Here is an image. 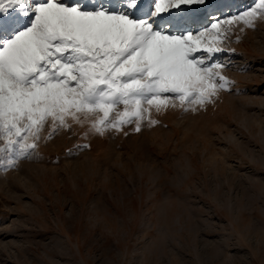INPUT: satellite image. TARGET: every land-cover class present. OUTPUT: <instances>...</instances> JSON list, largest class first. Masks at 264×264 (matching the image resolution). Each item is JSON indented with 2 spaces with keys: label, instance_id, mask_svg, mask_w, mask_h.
<instances>
[{
  "label": "rangeland",
  "instance_id": "1",
  "mask_svg": "<svg viewBox=\"0 0 264 264\" xmlns=\"http://www.w3.org/2000/svg\"><path fill=\"white\" fill-rule=\"evenodd\" d=\"M221 1L230 0L194 6L197 18L169 13L185 22L177 29L200 31ZM258 2H229L223 17ZM8 34L0 27V38ZM222 47L214 59L232 83L213 103L153 109L157 123L139 132L130 124L99 135L70 121L55 134L46 127L15 166L5 154L0 264H264V15L232 26Z\"/></svg>",
  "mask_w": 264,
  "mask_h": 264
},
{
  "label": "snow or ice",
  "instance_id": "2",
  "mask_svg": "<svg viewBox=\"0 0 264 264\" xmlns=\"http://www.w3.org/2000/svg\"><path fill=\"white\" fill-rule=\"evenodd\" d=\"M142 3L90 8L79 0H0V27L9 31L0 38V159L8 154V167L33 154L46 127L55 134L71 129L70 121L89 123L103 135L135 124L139 132L145 120L157 123L153 109L213 103L232 83L214 59L231 27H252L264 15L259 0L203 30L173 34L154 18L178 10L183 19L186 9L211 0H151L150 11L134 16Z\"/></svg>",
  "mask_w": 264,
  "mask_h": 264
},
{
  "label": "bare ground",
  "instance_id": "3",
  "mask_svg": "<svg viewBox=\"0 0 264 264\" xmlns=\"http://www.w3.org/2000/svg\"><path fill=\"white\" fill-rule=\"evenodd\" d=\"M145 1H146V4H144V6L147 5V4H149L148 2L150 0H144V2ZM74 2L72 0H69V3H74ZM229 2H238V0H230V1H223V2L221 1V3L218 5L217 9L215 8L216 10L211 14L212 20H216L217 18H223V16L226 14V12L228 10H230V9H231L230 12L233 11L234 8H231V6L228 4ZM84 5H86L87 7H92L91 4L89 5L87 3H84ZM235 7H236V5H235ZM196 14H197V11H192L190 17L191 18H194V17L197 18V15ZM203 15H206L207 16L205 10L203 11ZM207 20H209V18ZM167 21H170L171 24H173V26H175V27H173V26L170 27L169 25H167V23H166ZM196 21H197V23H200V22L202 23V17H200ZM183 22H184L183 20H178L174 15L168 13L164 17H161L160 20H158V22L156 23V25L157 26H166L167 25L171 29V31H182V30H179L177 28L180 27V25H182V26L185 25V22L184 23ZM178 24H179V26H178ZM197 25H199V24H196V26ZM7 33H9L8 30H7ZM253 80H258V78L257 77H254ZM250 85H251V83H249V82L246 83V87H249Z\"/></svg>",
  "mask_w": 264,
  "mask_h": 264
}]
</instances>
